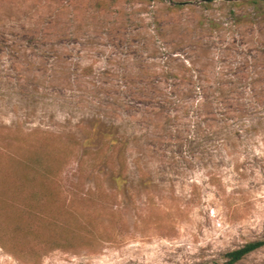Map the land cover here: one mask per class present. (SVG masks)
Listing matches in <instances>:
<instances>
[{
  "label": "rangeland",
  "instance_id": "374dc122",
  "mask_svg": "<svg viewBox=\"0 0 264 264\" xmlns=\"http://www.w3.org/2000/svg\"><path fill=\"white\" fill-rule=\"evenodd\" d=\"M205 3L0 0V264H223L264 239V110L256 130L201 131L150 87L193 58L264 85V3ZM262 263L264 247L236 264Z\"/></svg>",
  "mask_w": 264,
  "mask_h": 264
},
{
  "label": "trees",
  "instance_id": "16d2710c",
  "mask_svg": "<svg viewBox=\"0 0 264 264\" xmlns=\"http://www.w3.org/2000/svg\"><path fill=\"white\" fill-rule=\"evenodd\" d=\"M162 2L163 0H158ZM171 2V0H169ZM210 1L205 3L206 6H210ZM249 3L260 5L264 3V0H248ZM241 1H236L235 5H240ZM96 11L98 13H104L108 11V5L101 1H97ZM173 8L169 12H176L182 8V4L179 2H173ZM258 8V7H257ZM243 18V16L235 19L238 23ZM207 27L210 31L218 30L221 27L219 22L213 20L206 21ZM199 24H202L199 21ZM154 34L157 36L161 35L158 31V27L153 29ZM164 45L163 49H166ZM198 47L197 45L194 48ZM169 52V51H168ZM199 55L202 58H205L207 55L205 53H200ZM198 57V56H197ZM207 58V57H206ZM174 59H172L173 61ZM171 61V62H172ZM187 63H181L178 65L167 64L164 68V75L166 79H173L172 83L169 85V88L164 87V90L159 89L158 84H153L150 87L157 91L159 94L164 95L162 101L167 103V109L162 107V111H176L177 107H182L184 114L188 115L190 112L198 119V129L201 131H211V132H223L228 125L229 120L232 121L233 117H244L249 118L251 121L248 123V128H253L256 130L257 126L260 125L262 121L254 122L252 119L256 118L260 114L261 110H264V85L261 86L260 82L256 80L243 82L244 77H249L251 72L247 74H241L238 76L237 70L239 66H236L235 73L231 74L233 77H240V79L235 80H222L221 76H224L226 73L214 69L212 63L208 60L203 61L205 64L198 65L200 59L185 60ZM170 62V61H169ZM200 68V69H198ZM93 72L91 66H85L81 69V73L85 76L90 75ZM244 72V71H241ZM257 72L254 70V73ZM154 74H159L157 71H153ZM230 73V72H229ZM258 73V72H257ZM252 76V74H251ZM177 80V81H176ZM123 87L120 91L127 93L130 91V87L127 85H120ZM174 95V96H173ZM164 108V109H163ZM177 116V115H175ZM170 118V115H168ZM97 122L93 124V132L96 137L102 135L104 141L102 144L105 147L114 148L119 140L112 136L110 131L112 130V125H106L101 120L97 119ZM233 125V124H232ZM107 156V155H106ZM109 158V157H108ZM19 165V162H16ZM29 170L33 172H47L46 168L42 164L33 163L27 164ZM15 210V222L14 232L20 231V221L17 204L12 205ZM264 247V239L248 241L237 247L235 249L229 250L224 253L225 261L223 264H236L239 261L243 260L246 256L252 252L258 250L259 248ZM264 264V263H262Z\"/></svg>",
  "mask_w": 264,
  "mask_h": 264
}]
</instances>
